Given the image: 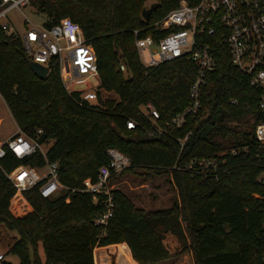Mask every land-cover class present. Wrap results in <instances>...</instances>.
<instances>
[{
	"label": "trees",
	"instance_id": "obj_1",
	"mask_svg": "<svg viewBox=\"0 0 264 264\" xmlns=\"http://www.w3.org/2000/svg\"><path fill=\"white\" fill-rule=\"evenodd\" d=\"M145 1H31L46 13L45 26L64 16L81 24L97 55L96 102L66 90L57 55L41 77L22 37L0 25V93L20 130L49 142L46 155L37 149L19 157L8 149L0 157V244L17 254L20 264H96L94 249L118 242H125L142 264L169 259L174 264L172 257L185 251L191 252L193 264H264V183L258 180L264 147L254 136L256 123L264 118L261 90L231 62L219 41V63L207 74L198 115L180 127L169 123L189 103L197 64L186 57L150 67L141 63L135 29L138 35L154 32L152 22L180 0H157L161 4L148 19L142 15ZM102 91L116 96L103 97ZM147 102L156 106L159 117L151 118ZM109 146L130 157L129 166L113 173L111 182L128 172L165 174L178 202L147 209L115 187L113 215L106 224L96 223L105 210L104 197L85 190L84 179L97 178L109 159ZM195 158H217L218 167L201 173L199 164L189 167ZM47 160L59 163L66 187L59 195L43 196L37 186L20 190L7 176L20 164L42 167ZM168 232L181 242L179 252L171 253L164 243ZM0 264L13 262L2 259Z\"/></svg>",
	"mask_w": 264,
	"mask_h": 264
},
{
	"label": "built area",
	"instance_id": "obj_2",
	"mask_svg": "<svg viewBox=\"0 0 264 264\" xmlns=\"http://www.w3.org/2000/svg\"><path fill=\"white\" fill-rule=\"evenodd\" d=\"M31 1L0 0V17L5 16L11 7L22 10ZM27 19L30 20L29 17ZM0 25L9 33H16L8 20H0ZM152 27L154 32L146 35H138L139 29H135V45L144 66L158 65L177 57H186L197 64L189 88V103L169 123L180 127L189 117L198 115L207 74L216 69L219 63L216 52L219 41L227 46L231 62L249 75L252 85L260 88L259 107L264 114V0H198L195 3L180 0L177 6L152 22ZM22 39L27 53L35 61L48 66L50 58L58 56L63 84L69 93L79 91L82 101H98L100 74L97 55L78 21L64 16L51 26L41 24L27 28ZM64 51L71 61L66 72L61 66ZM121 67L124 68V65ZM92 78L98 79V82H93ZM145 108L151 118L160 116L152 102L145 103ZM133 125L134 121L129 120L128 126ZM41 131L38 129V132ZM188 134L181 139L182 143ZM254 136L264 147V118L256 123ZM48 143L30 138L19 130L0 143V157L8 149L19 157L32 154L37 149L46 155ZM107 153L109 159L99 167L97 178L84 179L85 190L95 197L98 194L104 197L105 210L96 220V223L103 224L113 215L115 206L113 189L116 186L111 182V176L130 164V157L118 147L109 146ZM197 164L201 166V173H205L211 165L214 169L218 167L217 158H195L189 167ZM7 176L18 189L27 190L37 186L46 197L59 195L66 188L60 180L59 163L55 160H47L42 167L20 164L7 172ZM258 180L264 183V170ZM3 258L4 254L0 252V259Z\"/></svg>",
	"mask_w": 264,
	"mask_h": 264
},
{
	"label": "rangeland",
	"instance_id": "obj_3",
	"mask_svg": "<svg viewBox=\"0 0 264 264\" xmlns=\"http://www.w3.org/2000/svg\"><path fill=\"white\" fill-rule=\"evenodd\" d=\"M156 1L157 0H146L145 5L146 7L150 6L151 3ZM28 17L30 20L27 19ZM46 17V13L38 11L31 2L30 5L23 7L22 10L18 7L9 8L5 16L0 17V20H8L10 27L23 38L27 28L43 24ZM63 43H65L64 40ZM65 52L66 51L63 52L64 58L61 62L64 72H66L71 65V61L65 56ZM91 80L95 83L98 82L96 78H92ZM102 93L103 97L109 95L116 96V93L113 91H102ZM19 130L20 128L15 118L0 93V140L4 141L8 136L13 135ZM113 182L116 187H120L127 192L136 205L147 209L168 207L179 200L177 191L165 174L158 175L153 172L137 174L128 172L122 175L119 180ZM8 232L11 235H19L18 231L15 229H8ZM164 243L171 253L179 252L181 249V242L177 236L171 232L165 233ZM3 249L4 248L0 244V252L5 253L3 259L10 260L13 264H20L17 254L7 252V250ZM94 256L97 264H142L133 258L130 248L125 242L96 247ZM173 258L175 260L174 264H193V257L190 251L180 252L178 256L174 255L172 259ZM1 260L2 259H0V261ZM170 260L171 259L165 260L158 264H170V262H168Z\"/></svg>",
	"mask_w": 264,
	"mask_h": 264
},
{
	"label": "water",
	"instance_id": "obj_4",
	"mask_svg": "<svg viewBox=\"0 0 264 264\" xmlns=\"http://www.w3.org/2000/svg\"><path fill=\"white\" fill-rule=\"evenodd\" d=\"M161 4L160 1H156V2H153L151 3L150 6H145L143 9H142V15L145 19H148L149 16H150V13L152 12V10L159 6ZM30 64L32 66V68L41 76V77H45L46 74L48 73L49 71V67L47 65H44L38 61H35V60H31L30 61Z\"/></svg>",
	"mask_w": 264,
	"mask_h": 264
},
{
	"label": "crops",
	"instance_id": "obj_5",
	"mask_svg": "<svg viewBox=\"0 0 264 264\" xmlns=\"http://www.w3.org/2000/svg\"><path fill=\"white\" fill-rule=\"evenodd\" d=\"M1 142H3V140H2V141L0 140V143H1ZM97 247H99V246H97ZM94 255H95V249H94ZM95 262H96V264H97V261H95Z\"/></svg>",
	"mask_w": 264,
	"mask_h": 264
}]
</instances>
